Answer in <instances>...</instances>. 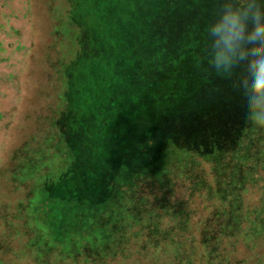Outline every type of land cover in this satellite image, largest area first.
<instances>
[{"label":"rangeland","instance_id":"1","mask_svg":"<svg viewBox=\"0 0 264 264\" xmlns=\"http://www.w3.org/2000/svg\"><path fill=\"white\" fill-rule=\"evenodd\" d=\"M212 1L140 0L139 11L132 13L137 19L129 23L111 21L121 28L115 32L119 44L114 54L110 52L112 45L104 53L110 62L119 61L115 73L122 83L108 78L107 85V75L98 85L92 81L94 70L103 72L107 59L82 62L76 76L75 70L69 72L70 78L77 81L76 134L69 140L72 148L62 150L63 160L70 166L53 173L52 193L56 196L43 195L49 204L44 211V238L60 244L62 250H58L69 248L80 253L85 248L108 246L118 232L114 224L132 215L129 204L134 203L135 196H143L154 183L174 184L184 176L178 166L186 156L202 150L219 174L216 178L221 204L215 213L228 239L222 247L220 264H264V128L243 119L232 79V96H224L228 108L222 105V112L229 110L228 118L220 115L216 125H212L209 112L194 117L192 108L198 99L192 101L191 91L178 82L188 70L185 65L192 60V52L204 50V26L212 12L205 7ZM186 3L195 9L194 19L184 21L180 17L177 23L179 18L171 9L179 10ZM47 8V0H0V191L7 178L2 173L12 167V149L31 134L35 116H48L45 111L49 102L41 98L45 82L39 79L45 73L43 55L52 43ZM136 32L140 34L136 36ZM135 39L146 46L138 48L130 42ZM166 49L170 51L167 55ZM151 62L154 69H150ZM98 107L103 111L100 116L93 111ZM108 110L123 124L113 127L110 133L116 135L109 137L102 134L104 121L111 119L106 118ZM209 126L210 133L205 132ZM130 150L136 157L126 155ZM107 151L111 156L115 154L116 162L107 163ZM74 153L81 158H75V163ZM96 170L104 173L99 181ZM111 179L113 185L107 191L110 195L103 198V204L85 201L87 196L95 202V182L107 186ZM216 192H209L212 200L218 199L214 197ZM40 202L37 197L33 208ZM117 236L115 240L120 241ZM97 240L101 245H96ZM231 255L236 256L232 263ZM6 259L12 257L0 248V261Z\"/></svg>","mask_w":264,"mask_h":264},{"label":"trees","instance_id":"2","mask_svg":"<svg viewBox=\"0 0 264 264\" xmlns=\"http://www.w3.org/2000/svg\"><path fill=\"white\" fill-rule=\"evenodd\" d=\"M139 2L140 0H47V12L52 22V43L43 55L45 73H41L39 79L45 82L41 98L46 103L49 102L45 111L48 116L34 117L31 134L29 133L21 146L12 149V167L2 173L7 174V178L5 185H2L3 190L0 191V236L4 233V237L1 236L0 239V248L12 260L6 259L4 262L0 261V264H220L222 247L227 244L228 239L222 234L220 217L215 213L218 204H221L218 198L221 187L219 190L216 178L219 174L217 166H211L212 160L202 150H194L186 156L182 164L178 162L181 164L178 166L181 167L179 172L184 176L177 178L174 184L154 183L155 186L143 196L139 197V193L137 198L135 196L134 203L129 204L132 215L114 224V229L118 231L116 235H120L117 239L120 241L115 240L114 234L108 246H98L95 250L85 248L80 253H75L69 248L60 251V244H52L44 238V211L49 204L48 200L44 201L43 195L49 194L51 198L56 196L52 193L54 183L51 178L57 169L70 166L63 160L65 157L62 150L72 148L69 140L76 134L77 81L70 78L69 72L75 70L76 76V70L82 66V62L97 63L99 59H107L105 70L98 72L95 69L92 81H96L98 85L107 75V81L104 82L107 85L110 84L108 78L122 83L115 73L120 67L119 61L110 62L104 50H110L112 45L110 52L114 54L119 44L115 32L121 31V28L111 21L129 23L137 19L132 18V13L137 12ZM183 7L179 10L171 9L179 18L177 23L181 22L180 17H184V21L194 19L195 9H191L187 3ZM215 7V0L205 7V10H212L211 18ZM203 18L205 20V16ZM138 34L140 32H136V36ZM139 40L130 42L141 49L146 43ZM168 51L165 50V55ZM203 51L199 49L192 52V60L185 65L188 70L181 74L178 82L185 84L184 87L191 91L192 101L198 99L192 108L194 117L196 114L201 118V115L209 112L212 125H216L220 115L228 118L229 110L222 112V105L226 102L224 96L231 97L235 88L229 83V79L206 73ZM150 69H154L153 62L150 63ZM193 84L196 87L191 88ZM89 100L87 99V103ZM224 106L228 108L227 105ZM93 111L97 116L103 114L100 107ZM107 115L109 116L106 118L111 119L104 121L105 131L102 134L109 137L116 135L110 133L113 127L120 128L123 124L109 110ZM205 132L210 133V126ZM184 139L183 137L182 140ZM29 150L37 151L32 153ZM126 155L136 157L133 150ZM72 156L74 163L76 159H81L79 154L74 153ZM115 157L113 152L112 156L108 152L107 163L110 164L111 160L116 162ZM94 161L92 159V163ZM208 167L211 169L208 170ZM95 175L96 181H99L104 173L97 172ZM113 181L107 180L108 187L106 183V187H100L99 182L96 185L95 182L92 186L95 202L87 199V196L85 201L94 205L103 204V198L110 195L107 191L112 187ZM216 190L214 197L218 199L212 200L209 192L214 193ZM37 197L41 198V204L33 208ZM101 243L99 241L96 245ZM235 257H229L231 263L235 261Z\"/></svg>","mask_w":264,"mask_h":264},{"label":"clouds","instance_id":"3","mask_svg":"<svg viewBox=\"0 0 264 264\" xmlns=\"http://www.w3.org/2000/svg\"><path fill=\"white\" fill-rule=\"evenodd\" d=\"M204 26L207 74L233 79L243 119L264 128V0H215Z\"/></svg>","mask_w":264,"mask_h":264}]
</instances>
